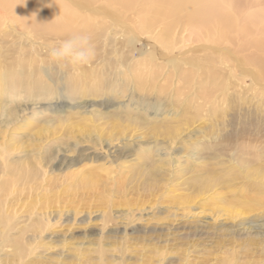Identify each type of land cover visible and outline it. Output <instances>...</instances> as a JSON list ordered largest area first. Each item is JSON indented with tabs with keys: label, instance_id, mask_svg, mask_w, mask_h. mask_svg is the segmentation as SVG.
I'll use <instances>...</instances> for the list:
<instances>
[{
	"label": "rangeland",
	"instance_id": "374dc122",
	"mask_svg": "<svg viewBox=\"0 0 264 264\" xmlns=\"http://www.w3.org/2000/svg\"><path fill=\"white\" fill-rule=\"evenodd\" d=\"M73 1L96 53L78 67L48 56L63 33L0 12V76L55 70L79 92L0 89V264H264V233L240 230L264 222V177L236 165L264 163L263 0H212L216 23L200 0L169 31L160 0Z\"/></svg>",
	"mask_w": 264,
	"mask_h": 264
},
{
	"label": "bare ground",
	"instance_id": "6f19581e",
	"mask_svg": "<svg viewBox=\"0 0 264 264\" xmlns=\"http://www.w3.org/2000/svg\"><path fill=\"white\" fill-rule=\"evenodd\" d=\"M71 1H73V0H71ZM74 1H73V3H74ZM117 1L120 2V0H117ZM117 1H116V3H117ZM87 2H89V1H87ZM262 2H264V0ZM160 3H161V5H163L165 7V12H164L163 18H162V20H164L166 22L164 24L165 25V28H164L165 31H169L170 29H174V27H176L179 23H185V24L190 23V22L194 23L196 17L199 14V11H200V0H160ZM19 4H21L22 6ZM13 8H15L18 11H23L24 15H25V18H23V21H25V22L29 21L30 25L27 23H25V24L30 26V28L34 29L36 34L42 35L44 37H45V34H47V33H50V34L51 33H53V34L63 33L64 36L66 38H68L73 33L83 32L90 25L89 24L90 18L83 17L82 19L80 18L82 23L79 24V26H77V27L74 26L73 25L74 21L76 19H79V17H82L83 15L80 12L76 11L77 8H74V7L69 8V6L60 2V0H0V12L1 11L6 12V11H9L10 9H13ZM204 11L207 15H208V13H212L214 15L215 18H213V19L215 20V23L217 22L216 21V14H218L220 16L219 20H222L223 18L226 20V18L224 16V12L219 9V6L214 5L212 0H209L208 2L205 3ZM207 15H206V17L208 18ZM221 27L228 29L227 22H221ZM91 28H92V26H90V29ZM40 70H41V72H43L45 74L47 72H49L45 68H42ZM6 73H8V74H6L4 76H0V89L2 92L8 94L9 96H11V93H16L19 95L27 94L26 97L29 96V97L41 98L43 94H48L51 96L58 94V95H60V97L64 96L65 98L68 97L69 99L70 98L75 99V95L79 93L73 87V81L75 84L77 83L76 79H73L72 81H70L68 86H65V85H63V82H62L60 77H57L58 79L56 78L57 71H55V70L53 71L54 74L52 73V77L55 78V80H57L56 83L54 81V83H53L54 85L48 84L45 80H43L40 77H37L33 73H30L29 75H25L21 70L18 72L16 67L9 69V71ZM49 75H51V74H49ZM50 77L51 76H49V78ZM103 82L99 84L98 88H101L102 90L105 89L107 91L112 92L114 84L111 82V80H108L106 83L103 80ZM52 88H54V91H52ZM153 108L156 110H159L158 105L157 106L153 105ZM245 128H247V126H245ZM234 147H235V145H234ZM205 148H207L206 145L205 146L201 145L198 147V150L200 152H202L201 150L205 149ZM224 149H225V147H224ZM236 162H237V164L235 163L236 165L240 164L239 166L242 167L241 169H243V168L245 169V172H246L245 175L246 176H250L252 179H256V178L258 179V177H264V163H263V160L261 158L260 159L259 158L248 159L247 157H245L243 155H239L237 157ZM228 169H230V171H231V170H233V167L228 168ZM234 171H236V170H234ZM229 172L228 171L226 172V170L224 173L219 172L218 174L213 173V172H208L207 175H204V177L197 180V182H198V184L200 183L201 186H203L204 188L207 186L212 187L215 184L217 185V184H221V183H223V185H224V183L229 178L228 177L226 179V177H227L226 175L231 174ZM233 177L234 176H231V179ZM252 182H254V184L256 183L260 189L264 190V182H261L259 180H258V182H255V181H252ZM231 191H232V193H231L232 199H237L235 191L233 189ZM244 191H246V190H244ZM244 191H242L241 193H245ZM256 196H261V195L259 194ZM222 200L225 201V198L223 197ZM250 209H251V207L249 208V210ZM253 222H250L246 225H242L240 230L244 233H249V234L253 233L254 231H256V232L260 231L259 233H261V232L264 233V222L263 223H257V222L253 223ZM260 236H262V235H260ZM249 239L247 238V240H249ZM253 241H254V239H253ZM245 242H247V241H245ZM243 260H245V259H243Z\"/></svg>",
	"mask_w": 264,
	"mask_h": 264
},
{
	"label": "clouds",
	"instance_id": "9594fccd",
	"mask_svg": "<svg viewBox=\"0 0 264 264\" xmlns=\"http://www.w3.org/2000/svg\"><path fill=\"white\" fill-rule=\"evenodd\" d=\"M95 47L91 36L79 32L71 34L67 39L50 46L48 56L51 61L73 66H84L95 58Z\"/></svg>",
	"mask_w": 264,
	"mask_h": 264
}]
</instances>
